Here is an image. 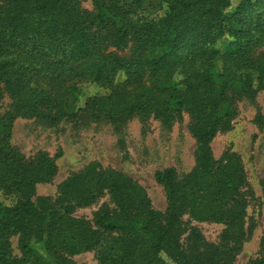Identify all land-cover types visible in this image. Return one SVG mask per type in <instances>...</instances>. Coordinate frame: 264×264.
<instances>
[{
	"label": "trees",
	"instance_id": "obj_1",
	"mask_svg": "<svg viewBox=\"0 0 264 264\" xmlns=\"http://www.w3.org/2000/svg\"><path fill=\"white\" fill-rule=\"evenodd\" d=\"M90 1L0 0V102L10 100L0 115V264H82L71 257L89 251L98 264H234L248 183L240 155L228 147L217 158L211 143L231 129L240 97L264 90V0ZM136 116L165 126L187 117L195 142L188 173L154 174L163 212L137 181L97 161L58 184L56 207L37 194L55 159L27 157L11 141L17 118ZM105 194L111 205L90 219L72 214ZM185 216L223 224L219 242L193 231L202 243L186 251ZM247 264H264V235Z\"/></svg>",
	"mask_w": 264,
	"mask_h": 264
},
{
	"label": "rangeland",
	"instance_id": "obj_2",
	"mask_svg": "<svg viewBox=\"0 0 264 264\" xmlns=\"http://www.w3.org/2000/svg\"><path fill=\"white\" fill-rule=\"evenodd\" d=\"M82 7L91 9L90 0H79ZM115 51V50H114ZM127 55L128 49L116 50ZM91 89V88H90ZM5 95L0 102V115L9 108ZM188 118L170 126L160 121L136 116L124 122L112 123L105 118L85 119L79 124L69 119L51 122L41 119L17 118L11 141L29 157L41 150L55 159L58 170L52 182L37 186V194L47 197L58 207V184L71 173L91 161L111 167L137 181L147 191L152 206L160 211L166 208L165 193L155 179V172L173 167L181 178L194 166L195 142L188 131ZM215 157L228 147L241 157L247 187L242 192L247 200L245 236L236 245L234 264H247L258 255L259 238L264 235V90L252 96L243 95L237 102V113L229 131L219 133L212 143ZM103 204L111 205L108 194L85 206H75L72 214L90 219ZM184 231L180 242L190 251L196 241L193 231L209 243H218L223 224L183 218ZM12 255L20 256L17 237L10 238ZM77 263L98 264L95 252H83L71 257Z\"/></svg>",
	"mask_w": 264,
	"mask_h": 264
}]
</instances>
